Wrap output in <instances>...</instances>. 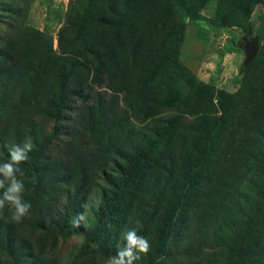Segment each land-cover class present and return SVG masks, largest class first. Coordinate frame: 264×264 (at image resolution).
Segmentation results:
<instances>
[{
    "label": "rangeland",
    "instance_id": "1",
    "mask_svg": "<svg viewBox=\"0 0 264 264\" xmlns=\"http://www.w3.org/2000/svg\"><path fill=\"white\" fill-rule=\"evenodd\" d=\"M25 1L0 13V162L31 138L32 207L0 211V264H106L127 229L134 264H264V0Z\"/></svg>",
    "mask_w": 264,
    "mask_h": 264
},
{
    "label": "clouds",
    "instance_id": "2",
    "mask_svg": "<svg viewBox=\"0 0 264 264\" xmlns=\"http://www.w3.org/2000/svg\"><path fill=\"white\" fill-rule=\"evenodd\" d=\"M34 148L31 138L22 143L8 146V159L0 162V211L8 208L13 222H21L32 207L29 201L24 199L26 176L20 165L28 160L29 153ZM86 210L80 213L72 221L74 227L87 218L89 205H83ZM124 241L123 247L117 249L115 255L108 258L106 264H134L141 259L142 254L150 251V243L146 237L138 234L136 229H127L121 234Z\"/></svg>",
    "mask_w": 264,
    "mask_h": 264
},
{
    "label": "trees",
    "instance_id": "3",
    "mask_svg": "<svg viewBox=\"0 0 264 264\" xmlns=\"http://www.w3.org/2000/svg\"><path fill=\"white\" fill-rule=\"evenodd\" d=\"M24 3H26L25 0H16V1L15 0H0V13H6L7 15H9L8 13H11V10L17 9L19 4L23 5ZM5 29H7V28H5ZM6 53L8 54V52H6ZM3 66L6 69H8L7 65L4 64ZM124 174L125 175H122V179H125L126 180L130 176L131 173H129V172L126 173L125 172ZM34 187H35V184L32 183V186L30 188V191L31 192H34ZM122 188H123V186L120 187L117 190V194H120ZM118 196L117 195L115 196V198H114V200L112 202V205L117 204V201L119 199ZM112 208H113V206H109V209L107 210L108 213L106 212V215H104L105 218H112L111 217L112 215H110ZM122 218L123 217H120L119 219H122ZM119 219L117 218L116 222ZM107 220H110V219H107ZM110 222H112L114 224L116 223L115 220H110ZM110 232H111V227L109 226V224H106L105 222H103V223H101V230H100V232H98V233H95V232L88 233L84 237V241L87 244H92V246L95 247V249H97L98 251L99 250H102L103 248H105L106 241H107V234L110 233Z\"/></svg>",
    "mask_w": 264,
    "mask_h": 264
},
{
    "label": "water",
    "instance_id": "4",
    "mask_svg": "<svg viewBox=\"0 0 264 264\" xmlns=\"http://www.w3.org/2000/svg\"><path fill=\"white\" fill-rule=\"evenodd\" d=\"M242 49L244 51V58L241 68L245 67L255 56L258 47V39L256 36L250 37V30L248 29L245 36L242 38Z\"/></svg>",
    "mask_w": 264,
    "mask_h": 264
}]
</instances>
